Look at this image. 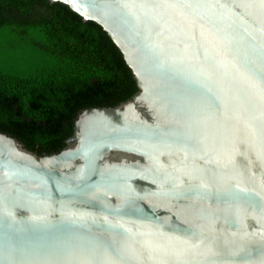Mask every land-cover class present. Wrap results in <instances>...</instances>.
<instances>
[{
	"label": "water",
	"instance_id": "1",
	"mask_svg": "<svg viewBox=\"0 0 264 264\" xmlns=\"http://www.w3.org/2000/svg\"><path fill=\"white\" fill-rule=\"evenodd\" d=\"M137 90L57 152L0 131V264H264V0H50Z\"/></svg>",
	"mask_w": 264,
	"mask_h": 264
},
{
	"label": "trees",
	"instance_id": "2",
	"mask_svg": "<svg viewBox=\"0 0 264 264\" xmlns=\"http://www.w3.org/2000/svg\"><path fill=\"white\" fill-rule=\"evenodd\" d=\"M137 86L109 35L66 4L0 0V131L38 153L59 151L84 108Z\"/></svg>",
	"mask_w": 264,
	"mask_h": 264
}]
</instances>
